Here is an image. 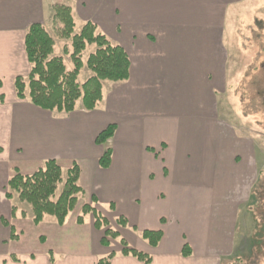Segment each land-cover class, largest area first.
Returning a JSON list of instances; mask_svg holds the SVG:
<instances>
[{"label":"crops","instance_id":"0c3cea01","mask_svg":"<svg viewBox=\"0 0 264 264\" xmlns=\"http://www.w3.org/2000/svg\"><path fill=\"white\" fill-rule=\"evenodd\" d=\"M246 2L0 0V216L18 219L11 211L16 205L5 197L14 169L31 175L47 160L66 170L76 164L82 194L73 211L80 201L92 199L111 228L117 217L125 218L127 226L114 222V230L151 257L149 264L239 263L236 254L244 245L237 222L242 209L251 215L257 206L253 190L264 184V173L251 135L220 114V96L229 82L225 40L229 46L230 24ZM55 5L70 8L74 33L91 23L128 56V80L102 82L103 97L93 111L78 102L71 113L48 112L15 97L14 79L30 71L26 32L33 24L46 29ZM110 124L116 128L108 143L112 155L103 169L98 162L105 147L95 139ZM69 216L62 226L51 217L32 224L45 227L50 240L61 243L73 220L76 235L85 239L84 223L77 225L73 217L68 223ZM89 222L93 248L86 244L89 239L76 247L46 246L42 234L37 238L43 250L28 258H20L26 250L18 256L10 250L26 225L10 224L17 235L11 240L9 228L0 224V264H97L110 253L109 264H144L121 255L116 240L102 246L103 231L93 228L92 218ZM143 231L160 232L157 247L141 239ZM260 244L249 251L262 252ZM184 245L190 256L182 255ZM55 253L64 255L63 263Z\"/></svg>","mask_w":264,"mask_h":264},{"label":"trees","instance_id":"16d2710c","mask_svg":"<svg viewBox=\"0 0 264 264\" xmlns=\"http://www.w3.org/2000/svg\"><path fill=\"white\" fill-rule=\"evenodd\" d=\"M52 22L60 38L70 39V58L73 69H67L61 57L54 56V41L40 24L31 25L25 35V54L30 66L26 77L17 76L13 82L15 97L19 100L28 99L30 103L41 110L57 113H71L77 103L81 102L86 111H93L102 100V82H124L129 77V59L125 51L112 45L105 36L97 33L96 27L86 23L79 33H74V21L71 10L64 5L53 7ZM94 46L86 61V67L92 73L83 84L79 85L77 76L82 68L81 53L88 47ZM2 101V98H0ZM115 125L110 124L102 130L95 139V144L105 149L99 158V166L108 168L112 151L108 146L115 133ZM79 168L76 164L63 171L55 160H47L43 167L31 175H23L13 170L5 187V197L9 201L14 198L28 205L32 213V223L39 224L45 217H51L57 225L62 226L67 217L73 212L82 190L78 185ZM59 185L61 191L57 194ZM94 201L82 205L76 218L77 225H82L86 217L93 219V228L102 230V246H109V241L120 238L121 255L131 256L138 261L149 264L151 257L130 247L118 232L109 228L107 219L97 211ZM16 207H12V212ZM0 224L10 230V239L16 240L17 235L9 221L0 216ZM115 224L120 228L127 226V220L117 217ZM140 237L150 247H157L161 239L160 232L143 231ZM43 241V240H41ZM187 245H184L182 255L190 256ZM114 257L110 253L97 264H109Z\"/></svg>","mask_w":264,"mask_h":264},{"label":"rangeland","instance_id":"374dc122","mask_svg":"<svg viewBox=\"0 0 264 264\" xmlns=\"http://www.w3.org/2000/svg\"><path fill=\"white\" fill-rule=\"evenodd\" d=\"M246 1V5L241 8L237 15L236 22L230 24L232 29L228 30V35L230 36L229 46L225 40L229 50V59L226 66V72H228L227 80L229 82L228 91L223 96H220V114L227 121L237 126L239 132L251 135L255 147L257 165L259 168L263 167L264 173V0ZM55 28L57 26L51 20L47 23L45 29L54 41V56L61 57L67 69L72 70L70 39L60 38ZM94 50V46H88L80 55L82 62L80 71L82 72H80L79 77L77 76L79 85L88 79L86 78V74L90 71L86 67V61ZM61 169L63 171V178H65L66 168ZM61 188L62 186L59 185L57 194L60 193ZM253 196L255 202L258 200L257 206L250 211L251 215L242 209L237 222L239 242L244 245L240 253L236 254L239 257V263L237 264H264V184L262 186L257 184L253 190ZM12 203L17 207L15 210L18 219H16L17 222L10 221L9 223L11 225L15 223L26 225L22 229L23 232L19 243L15 242L10 246L11 252L14 251L13 253H15L14 255L18 256L20 251L23 250L28 252H25L27 254H24L20 258L37 255V253L43 250L37 238L42 234L46 236V246L56 247L60 244H66L76 247L78 243L81 245V243H86L87 239H89L86 244L93 248V237L88 231L90 230L88 228H90L89 219L91 217L85 218L84 226L80 229L85 239L77 236L76 230L74 227H71L73 226L72 219L77 218L76 215L78 216L79 213L77 212H80V206L84 205L83 201H80L76 211L70 214L68 223H71L69 220H72V223L66 228L68 239L65 242L61 240V243L50 240V236L48 235L49 230L45 227L37 228L32 224L31 209L28 205L21 203L16 198H14ZM20 217L26 220L21 221ZM114 222L112 221V228L114 227ZM109 228H111V225ZM261 236L262 241L259 242ZM78 237L80 242L77 241ZM116 241L119 243L120 238ZM257 244L262 245V252L259 249L258 251L254 250L250 252L249 247H255ZM128 245L131 246L130 244ZM114 247L117 248L118 245L116 244ZM50 249L53 250V248ZM63 256L60 253H55V259L62 263L65 260Z\"/></svg>","mask_w":264,"mask_h":264}]
</instances>
